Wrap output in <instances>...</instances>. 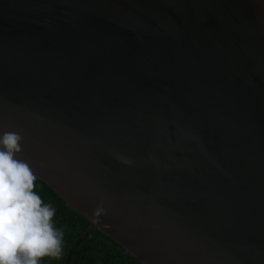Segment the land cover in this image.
<instances>
[{"label": "water", "instance_id": "1", "mask_svg": "<svg viewBox=\"0 0 264 264\" xmlns=\"http://www.w3.org/2000/svg\"><path fill=\"white\" fill-rule=\"evenodd\" d=\"M143 264H264V0H0V136Z\"/></svg>", "mask_w": 264, "mask_h": 264}, {"label": "clouds", "instance_id": "2", "mask_svg": "<svg viewBox=\"0 0 264 264\" xmlns=\"http://www.w3.org/2000/svg\"><path fill=\"white\" fill-rule=\"evenodd\" d=\"M22 137L0 136V264H40L59 258L62 232L52 223L55 210L34 191L35 175L15 156Z\"/></svg>", "mask_w": 264, "mask_h": 264}, {"label": "trees", "instance_id": "3", "mask_svg": "<svg viewBox=\"0 0 264 264\" xmlns=\"http://www.w3.org/2000/svg\"><path fill=\"white\" fill-rule=\"evenodd\" d=\"M34 191L55 214L53 226L62 232L59 258L45 257L40 264H64L67 251L90 221L71 208L50 186L36 177ZM68 264H143L111 236L98 228L90 229L71 252Z\"/></svg>", "mask_w": 264, "mask_h": 264}]
</instances>
